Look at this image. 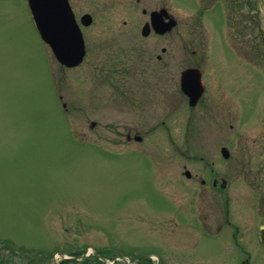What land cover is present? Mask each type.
<instances>
[{
	"label": "rangeland",
	"instance_id": "1",
	"mask_svg": "<svg viewBox=\"0 0 264 264\" xmlns=\"http://www.w3.org/2000/svg\"><path fill=\"white\" fill-rule=\"evenodd\" d=\"M26 1L0 0V264H155V254L161 264H238L233 245L220 239L199 244L202 236L192 224L174 223L176 228L172 200L190 213L189 205L204 195L198 157L214 153L208 136L224 135L234 156L238 134L264 124V0H253L258 11L252 20L242 10L247 34L228 33L233 21L229 28L223 24L226 36L178 37L179 71L187 66L182 46L207 54L200 66L206 89L196 108L170 94L164 109L158 97L129 100L125 79L100 81L95 76L101 72L90 68L139 62L128 50L93 44L106 29H127L124 20L136 26L139 6L74 0L78 18L87 10L93 14L84 33L93 47L78 68L65 69L36 31ZM191 1L173 0L184 22L200 10ZM224 5L220 0L216 7ZM199 25L209 33L207 20ZM140 41L149 46L146 52L155 42ZM212 46L225 50L215 65ZM133 101L142 103L139 113H133ZM128 130L142 140L129 142ZM184 166L192 180L182 176ZM230 176L229 209L252 204L254 186H245L235 172ZM85 253L90 256L82 261Z\"/></svg>",
	"mask_w": 264,
	"mask_h": 264
},
{
	"label": "flooded vegetation",
	"instance_id": "2",
	"mask_svg": "<svg viewBox=\"0 0 264 264\" xmlns=\"http://www.w3.org/2000/svg\"><path fill=\"white\" fill-rule=\"evenodd\" d=\"M73 1L69 0L72 10H74ZM224 1L238 5L236 10L234 11L231 8V12H229L227 8H224L221 12L216 8L220 0H196L200 10L197 13L190 12L186 14L185 16L187 17L185 18L187 20L184 22L177 10L173 8V0H124V2H132L133 5L139 6L136 14L139 16L140 22L136 26H130L128 21L124 20L122 24L127 26V29H106L100 40L98 38L93 39V44L94 47L97 46L98 42L100 47L114 45L119 49H124V51L128 50L125 51L127 55L136 56L140 60L138 63H131L122 68L110 65L105 69V67H102L104 65L101 62L90 64V68L98 69L101 72L102 76H98L100 81H103V78L104 80L108 79L110 82H114V79H125V88L130 94L128 96L129 100L133 97L142 100L143 94L150 96V98L151 96L158 97V105H160V109H164L167 108L168 103L165 100L169 98L168 95L171 94L174 97L180 94L183 97L179 98L181 103L188 105V98L180 91V72L186 67L200 68L202 62L208 56L200 47L189 50V45L182 46V56L187 59V66L179 71L177 68L179 58L178 37L180 35L189 37L208 35V31L200 28L199 25V19L202 16L209 21V31L219 33L221 30L220 23L223 19L235 16L234 19L240 22L241 12L246 10V16L249 15L252 20L254 18L253 13L257 11L253 0H221L223 4ZM185 3L193 4L191 0H185ZM232 11L235 13L234 15H232ZM87 12L92 14L89 10ZM74 14L76 16L75 10ZM155 14H159L158 18L160 21L169 22L173 20L174 26L165 31H158L155 28L156 25L150 21ZM93 23L94 17L92 14V23L84 28L92 27ZM143 26L147 27V33L145 34H142ZM243 32V29L238 28L235 30V35L243 34ZM130 37H133V39H130ZM138 39L143 41L152 39L155 42L152 44L150 51L146 52L145 47L149 46ZM164 40L167 44L162 45L161 41ZM84 44L87 53V49L93 47V44L86 37H84ZM211 48L213 49H210L208 54L212 58L211 61L216 64V59L222 58L225 50L220 47H218L219 50H215L214 48L216 47ZM156 49L157 52L155 53ZM191 62L193 63L192 65ZM99 64L100 66H98ZM116 76L124 77L119 78ZM108 81L105 82L108 83ZM213 89L217 90L216 87ZM203 94L193 107L196 108L201 103ZM174 100L177 105L178 97L174 98ZM133 102L135 103L133 107L135 111L133 113H139L142 103L140 101ZM176 110L178 108L172 105L170 111L174 113ZM209 110L218 111L221 115L224 114L223 108L210 107ZM131 132V130H128L126 135L129 142L131 139L134 140L135 136H132V138ZM224 137V135H217L216 133L214 137H207L206 143L210 148H213L214 153L213 155L198 157V161L203 165V175L199 177L198 181L203 190L201 192L204 195L196 196L193 205H189L191 206L190 213L181 211L177 205L176 221L174 223L187 222L192 224L194 228L199 227L203 240L220 239L221 242H232L238 246V249H236L239 255L243 256V259H240L238 264H249L252 256L255 253L258 254L257 245H264V124L251 125L247 134L243 131L238 134L234 156H232L230 149V156L221 155V148L226 145V142L222 140ZM184 169H186L185 166ZM230 172H235L237 179H240L245 186L250 183L254 186L251 189L252 204L239 205L229 209L227 196L231 192L232 177ZM182 176H185L184 173ZM192 179V175L186 178V180ZM179 184L177 182V186ZM191 188L197 190L196 187ZM240 195L249 197L247 192L243 193L241 190Z\"/></svg>",
	"mask_w": 264,
	"mask_h": 264
},
{
	"label": "water",
	"instance_id": "3",
	"mask_svg": "<svg viewBox=\"0 0 264 264\" xmlns=\"http://www.w3.org/2000/svg\"><path fill=\"white\" fill-rule=\"evenodd\" d=\"M29 5L31 7V11L33 14V18L36 22V26L38 28V31L40 35L48 41L51 42L54 48L55 55L63 62L68 65H75L80 61L82 50H80L74 54H71L68 49L65 46H68L67 44H72L73 41H68V37L66 38V44L62 43V45L59 43L58 37L53 33H48L47 28V16H46V8L44 5V0H29ZM51 34V35H50ZM54 34V36H52ZM74 44V43H73ZM199 74L195 70H188L186 73L183 74L182 77V88L186 93H189L192 99V104L195 103L197 97L201 93V86L199 83ZM189 87H196V90L194 92L190 91ZM199 87V89L197 88Z\"/></svg>",
	"mask_w": 264,
	"mask_h": 264
},
{
	"label": "trees",
	"instance_id": "4",
	"mask_svg": "<svg viewBox=\"0 0 264 264\" xmlns=\"http://www.w3.org/2000/svg\"><path fill=\"white\" fill-rule=\"evenodd\" d=\"M64 262V261H63Z\"/></svg>",
	"mask_w": 264,
	"mask_h": 264
}]
</instances>
